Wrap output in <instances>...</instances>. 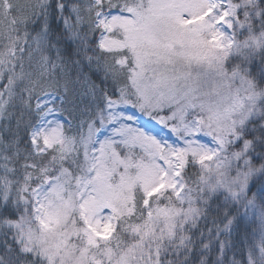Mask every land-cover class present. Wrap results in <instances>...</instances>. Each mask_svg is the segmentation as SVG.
Listing matches in <instances>:
<instances>
[{"label":"snow or ice","instance_id":"obj_1","mask_svg":"<svg viewBox=\"0 0 264 264\" xmlns=\"http://www.w3.org/2000/svg\"><path fill=\"white\" fill-rule=\"evenodd\" d=\"M0 264H264V0H0Z\"/></svg>","mask_w":264,"mask_h":264}]
</instances>
